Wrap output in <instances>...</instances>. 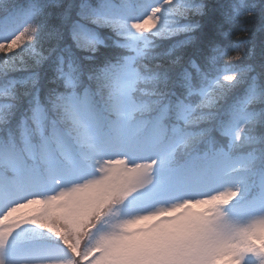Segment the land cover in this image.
<instances>
[{"label":"snow or ice","instance_id":"6c2138e0","mask_svg":"<svg viewBox=\"0 0 264 264\" xmlns=\"http://www.w3.org/2000/svg\"><path fill=\"white\" fill-rule=\"evenodd\" d=\"M0 264H264V0H0Z\"/></svg>","mask_w":264,"mask_h":264}]
</instances>
